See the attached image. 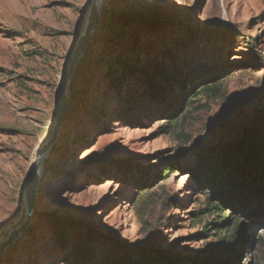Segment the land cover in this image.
I'll return each mask as SVG.
<instances>
[{"label": "rangeland", "instance_id": "obj_1", "mask_svg": "<svg viewBox=\"0 0 264 264\" xmlns=\"http://www.w3.org/2000/svg\"><path fill=\"white\" fill-rule=\"evenodd\" d=\"M91 1L0 0V241L25 219L28 172L50 136ZM101 13L73 78L71 115L41 167L32 224L0 264H71L79 248L98 255L115 241L133 248L153 237L182 257L218 243L202 235L209 186L191 172L264 112V0H103ZM167 52L194 64L188 80L219 53L228 56L221 96L193 98L174 121L156 112L170 110L174 94L146 117V107L127 110L144 84L133 75L117 81V70L148 68ZM168 158L182 170L167 172ZM239 215L246 241L238 264H264V210Z\"/></svg>", "mask_w": 264, "mask_h": 264}, {"label": "trees", "instance_id": "obj_2", "mask_svg": "<svg viewBox=\"0 0 264 264\" xmlns=\"http://www.w3.org/2000/svg\"><path fill=\"white\" fill-rule=\"evenodd\" d=\"M115 34L113 33L115 39L122 40L124 37L122 32ZM218 56V59L208 64H201L191 80H188V75L193 72L194 64L189 59L181 60L172 52L151 61L148 68L145 65L136 67L134 64L124 63L117 70V81L133 75L144 84L141 99L129 97L127 110L129 107L135 108L134 106L140 109L146 107L141 110L146 117L147 107H152L153 104L161 107L174 94L173 101L166 103V107L170 108L168 112L164 109L156 111L164 119L174 121L187 106L195 103V98H219L230 65L228 56L221 57L222 53ZM198 160L197 168L191 173L199 186L205 183L209 186L208 219L202 235L206 233L210 237H217L215 247L210 246L196 256L182 257L164 252L157 237H153L147 246L138 245L133 248L115 241L112 250L108 248L105 253L98 255H95L93 248L77 249V257L71 260V264H89L92 260L94 264H238L246 241L244 224L239 214L249 215L253 210H264V112L257 114L254 122L246 127L235 142H226L218 149L212 147L208 155ZM164 162L167 172L182 170L177 159L168 158ZM197 173L204 174L203 181H200ZM141 189L145 190L146 187ZM225 205H230L227 215L223 213ZM137 211L140 215L138 207Z\"/></svg>", "mask_w": 264, "mask_h": 264}, {"label": "water", "instance_id": "obj_3", "mask_svg": "<svg viewBox=\"0 0 264 264\" xmlns=\"http://www.w3.org/2000/svg\"><path fill=\"white\" fill-rule=\"evenodd\" d=\"M103 0H92L90 10L86 20L85 27L80 33L79 38L71 51L65 69L63 71L62 80L58 89V103L55 111V119L51 129L50 136L40 146L36 153L29 172L28 179L24 186V197L26 204V215L23 222L11 229L7 236L0 241V260L12 250L13 246L26 233L32 224L34 213L38 206L39 198V179L38 171L45 159L57 147L60 136L65 127L66 121L71 114V87L73 78L86 56L89 46L94 39L95 33L101 21V6Z\"/></svg>", "mask_w": 264, "mask_h": 264}, {"label": "bare ground", "instance_id": "obj_4", "mask_svg": "<svg viewBox=\"0 0 264 264\" xmlns=\"http://www.w3.org/2000/svg\"><path fill=\"white\" fill-rule=\"evenodd\" d=\"M43 165V164H42ZM42 165H41V167H42ZM41 167H40V170L38 171V174H40V172H41Z\"/></svg>", "mask_w": 264, "mask_h": 264}]
</instances>
